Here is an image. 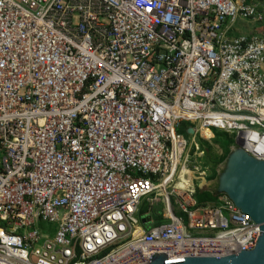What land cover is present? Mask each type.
<instances>
[{"label": "built area", "instance_id": "obj_1", "mask_svg": "<svg viewBox=\"0 0 264 264\" xmlns=\"http://www.w3.org/2000/svg\"><path fill=\"white\" fill-rule=\"evenodd\" d=\"M263 23L264 0H0V264L253 249L197 192L221 170L200 141L264 160Z\"/></svg>", "mask_w": 264, "mask_h": 264}, {"label": "water", "instance_id": "obj_2", "mask_svg": "<svg viewBox=\"0 0 264 264\" xmlns=\"http://www.w3.org/2000/svg\"><path fill=\"white\" fill-rule=\"evenodd\" d=\"M217 193L226 194L258 225L259 236L253 249L223 257L168 259L159 254L149 264H264V160L240 149L231 151L225 159V170L219 176Z\"/></svg>", "mask_w": 264, "mask_h": 264}, {"label": "trees", "instance_id": "obj_3", "mask_svg": "<svg viewBox=\"0 0 264 264\" xmlns=\"http://www.w3.org/2000/svg\"><path fill=\"white\" fill-rule=\"evenodd\" d=\"M180 132L185 134L184 130L182 128L179 129ZM221 136L223 138L222 143H221V148H222V153L219 155L217 158L212 159L209 155V149L210 147L205 144L204 142L200 141V145L204 147V150L206 152L207 159L209 160L210 163H212L213 167H216L219 163H222L225 161L226 157L228 154L231 152L230 146L232 145V140L227 137L226 133H217L215 136V139ZM221 170L219 171V173ZM218 177V174L216 172L213 173L211 179ZM216 195V192L213 191H199L197 192V200L199 201H210L214 199V196Z\"/></svg>", "mask_w": 264, "mask_h": 264}, {"label": "rangeland", "instance_id": "obj_4", "mask_svg": "<svg viewBox=\"0 0 264 264\" xmlns=\"http://www.w3.org/2000/svg\"><path fill=\"white\" fill-rule=\"evenodd\" d=\"M243 31H244V33H245V32H250L251 29H250V28H244ZM181 128H182V129L184 128V123L181 124ZM227 137H228V135H227ZM222 140H223V138H222L221 136H219V137L216 138L214 141H212V144H213L214 146H209V147H210V149H209V155H210V157H211L212 159L217 158V157L219 156L218 154L220 153V151H221V153H222V148H221ZM215 146H216L217 148H214ZM232 146H233V145H232ZM232 146H230V150H231V151H233V149H234V148H233V149L231 148ZM224 165H225V161L222 162V163H219L218 166H217L216 168H218V169L223 168ZM216 181H217V177L211 179V181L209 182V185H208L209 190H211V191H213V192H217V189H215ZM39 228L42 229V231H43L44 233H49V234H51L50 231L53 232V231L55 230V225H54V224H48V223H41V224L39 225Z\"/></svg>", "mask_w": 264, "mask_h": 264}, {"label": "flooded vegetation", "instance_id": "obj_5", "mask_svg": "<svg viewBox=\"0 0 264 264\" xmlns=\"http://www.w3.org/2000/svg\"><path fill=\"white\" fill-rule=\"evenodd\" d=\"M262 31H264V23H263ZM224 170H225V165L223 166V168H221V172L219 173V176L224 172ZM219 176H218L216 184H215V189H217V187H218Z\"/></svg>", "mask_w": 264, "mask_h": 264}, {"label": "crops", "instance_id": "obj_6", "mask_svg": "<svg viewBox=\"0 0 264 264\" xmlns=\"http://www.w3.org/2000/svg\"><path fill=\"white\" fill-rule=\"evenodd\" d=\"M204 191H208V192H210L211 190H209V188H208V186H207L206 189H205Z\"/></svg>", "mask_w": 264, "mask_h": 264}, {"label": "clouds", "instance_id": "obj_7", "mask_svg": "<svg viewBox=\"0 0 264 264\" xmlns=\"http://www.w3.org/2000/svg\"><path fill=\"white\" fill-rule=\"evenodd\" d=\"M217 193V192H216Z\"/></svg>", "mask_w": 264, "mask_h": 264}]
</instances>
